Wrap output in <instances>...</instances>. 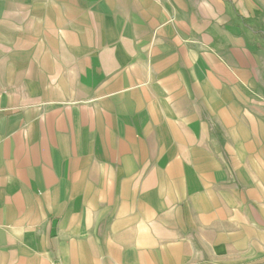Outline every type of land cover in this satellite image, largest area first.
<instances>
[{
    "label": "crops",
    "instance_id": "obj_1",
    "mask_svg": "<svg viewBox=\"0 0 264 264\" xmlns=\"http://www.w3.org/2000/svg\"><path fill=\"white\" fill-rule=\"evenodd\" d=\"M0 264H264V0H0Z\"/></svg>",
    "mask_w": 264,
    "mask_h": 264
}]
</instances>
